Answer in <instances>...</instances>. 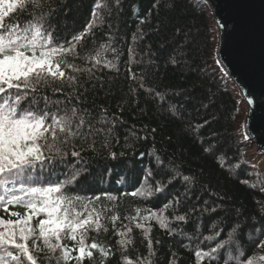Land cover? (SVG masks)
Segmentation results:
<instances>
[{"label": "trees", "instance_id": "trees-1", "mask_svg": "<svg viewBox=\"0 0 264 264\" xmlns=\"http://www.w3.org/2000/svg\"><path fill=\"white\" fill-rule=\"evenodd\" d=\"M41 3V8L30 6L29 12L19 14L20 23L43 15L55 41L65 46L95 20L76 55L65 57L82 70H65L66 75L77 76L74 85L57 81L30 93L50 115L75 109L74 130L80 117L85 121L79 129L83 135L62 146L66 156L53 153L43 170H35L41 182L63 181L79 171L66 191L101 197L93 204L102 212L103 227L93 226L85 243L95 240L108 256L91 249L93 258L82 264H127L125 257L132 264H198L195 251L210 252L229 234L232 241L199 264H226V260L236 264L237 259L248 258L264 264L260 259L264 246H257L264 241V168L256 162L259 151L244 138L246 100L218 62V26L210 4L205 0ZM101 45L108 47L104 60L113 61L115 68L105 67L103 61L95 65L90 58ZM74 150L80 156L73 157ZM145 178L153 194L128 195L146 186ZM157 187L162 190L156 192ZM104 193L116 199L109 200ZM11 210L25 211L21 206ZM150 212L166 216L168 227L141 219ZM177 215L185 220H175ZM0 216L16 219L2 209ZM111 216L119 219L112 221ZM130 217L136 219L130 222ZM42 218H34L33 226ZM136 223L144 228H136ZM125 226L132 228L127 234L131 243L121 246L117 233L127 232ZM148 240L154 254L149 253ZM62 243L78 247L71 240ZM36 255L38 264H57L60 252L45 249Z\"/></svg>", "mask_w": 264, "mask_h": 264}, {"label": "snow or ice", "instance_id": "snow-or-ice-1", "mask_svg": "<svg viewBox=\"0 0 264 264\" xmlns=\"http://www.w3.org/2000/svg\"><path fill=\"white\" fill-rule=\"evenodd\" d=\"M30 6L41 8V0H0V209L9 217L16 218L5 219L0 216V264H38L36 254L45 249L50 254L59 250L57 264L61 261L63 264H69L70 261L82 264L85 259L93 258L91 249L98 250L104 257L108 256V251L95 240L90 245L85 243L88 231L93 226L96 230L103 227L100 223L102 212L93 204V201H100L101 197H81L66 191L80 176L79 171L63 181L41 182L35 176V170L38 167L43 170L44 165L54 159L53 153L66 156L68 153L62 151V146L70 138L83 135L79 129L85 121L80 117L74 130L73 118L77 116L75 109L70 114L50 115L49 111L37 106L36 97L30 96V93H36L41 87L57 81L61 85L65 82L69 86L74 85L77 76L66 75L65 70L71 69L72 73L82 70L65 57L76 55L77 45L95 20L89 23L84 32L74 35L65 46L55 41L54 34L45 26L43 15L20 23L19 14L29 12ZM97 15L94 9L93 17ZM107 51L108 47L101 45L90 58L95 61V65L103 61L105 67L115 68L113 61L104 60ZM247 103L251 105L253 101L248 99ZM104 146H108L107 141ZM80 154L75 150L71 152L73 157ZM110 155L116 158L115 152ZM188 179L184 177V180ZM145 185L128 195L151 196L153 188L147 186V178ZM161 190L160 187L155 189L156 192ZM104 196L109 200L116 199L108 193H104ZM16 206L23 207L24 213L11 210ZM170 206L165 205V208ZM41 215L44 218L33 226V219ZM117 219L119 217L111 216L112 221ZM135 219L129 218L130 222ZM141 219H154L161 228L168 227V218L156 212L141 216ZM175 220L184 221L185 216L177 215ZM125 227L127 232L117 233L121 237L118 241L121 246L131 243L127 234L131 233L132 228ZM135 227L143 229L144 224L136 223ZM107 230L104 228L105 232ZM150 231V228L145 230L146 237ZM236 231L237 228H234L233 233ZM219 235L217 232L216 236ZM207 239L212 240L214 237L209 236ZM232 239L233 235L229 234L227 240L217 243L210 252L195 251L198 264L204 257L224 249ZM64 240L74 241L78 247H69L62 243ZM257 246H264V241H260ZM148 249L150 254H154L151 240H148ZM125 259L127 264H132L130 257ZM254 259H237L236 264H254ZM260 259L264 260V256Z\"/></svg>", "mask_w": 264, "mask_h": 264}, {"label": "water", "instance_id": "water-1", "mask_svg": "<svg viewBox=\"0 0 264 264\" xmlns=\"http://www.w3.org/2000/svg\"><path fill=\"white\" fill-rule=\"evenodd\" d=\"M219 29V65L248 106L247 135L264 154V0H205ZM221 25L223 27H221Z\"/></svg>", "mask_w": 264, "mask_h": 264}, {"label": "rangeland", "instance_id": "rangeland-1", "mask_svg": "<svg viewBox=\"0 0 264 264\" xmlns=\"http://www.w3.org/2000/svg\"><path fill=\"white\" fill-rule=\"evenodd\" d=\"M218 37H219V29H218ZM247 104V103H246ZM246 112H248V106H247V111ZM246 116H247V113H246ZM243 128H244V134L246 135V137L248 138V140L250 141V143L253 145L252 146V148H253V151H256V150H258L257 148H256V144H253L252 142H251V140L249 139V137H248V135H247V132H246V129H245V121H244V123H243ZM243 130H241V132H242ZM259 151V150H258ZM259 153L261 154L260 155V157H258V159H257V163H258V165L259 166H261L262 168H264V154L263 153H261L260 151H259Z\"/></svg>", "mask_w": 264, "mask_h": 264}]
</instances>
